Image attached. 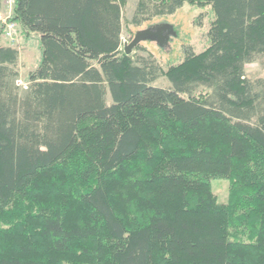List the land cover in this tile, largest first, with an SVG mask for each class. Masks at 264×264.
<instances>
[{
	"label": "trees",
	"instance_id": "16d2710c",
	"mask_svg": "<svg viewBox=\"0 0 264 264\" xmlns=\"http://www.w3.org/2000/svg\"><path fill=\"white\" fill-rule=\"evenodd\" d=\"M126 2L15 0L42 55L21 91L0 42V264H264V0H138L136 27L213 8L166 68L126 51Z\"/></svg>",
	"mask_w": 264,
	"mask_h": 264
},
{
	"label": "rangeland",
	"instance_id": "374dc122",
	"mask_svg": "<svg viewBox=\"0 0 264 264\" xmlns=\"http://www.w3.org/2000/svg\"><path fill=\"white\" fill-rule=\"evenodd\" d=\"M138 0H127L123 6L122 43L128 45L140 30L149 29L153 32L139 44L153 53L163 68L180 62L183 59V45L190 44L196 52L203 51L208 45L207 31L214 17L212 6H197L190 2L179 8L174 14L154 17L136 27L130 23ZM15 0L0 2V42L12 45L20 51L17 67L20 75L16 83L21 91L26 87L28 76L41 61L42 49L40 37L35 32L25 30L13 20ZM199 20V21H198ZM201 20V22H200ZM14 22L11 33L7 34L8 23ZM247 76L255 78L264 76V57L245 66ZM158 86H168L170 81L162 76L154 82ZM212 190L220 202L229 198V179L216 177L211 180Z\"/></svg>",
	"mask_w": 264,
	"mask_h": 264
},
{
	"label": "water",
	"instance_id": "95a60500",
	"mask_svg": "<svg viewBox=\"0 0 264 264\" xmlns=\"http://www.w3.org/2000/svg\"><path fill=\"white\" fill-rule=\"evenodd\" d=\"M152 32L153 31L149 29L138 31L132 41L126 46V51L130 52L142 39L151 35Z\"/></svg>",
	"mask_w": 264,
	"mask_h": 264
},
{
	"label": "built area",
	"instance_id": "2783aa9c",
	"mask_svg": "<svg viewBox=\"0 0 264 264\" xmlns=\"http://www.w3.org/2000/svg\"><path fill=\"white\" fill-rule=\"evenodd\" d=\"M13 27H14V22H10V23H8L7 34H10V33H11V29H13Z\"/></svg>",
	"mask_w": 264,
	"mask_h": 264
}]
</instances>
